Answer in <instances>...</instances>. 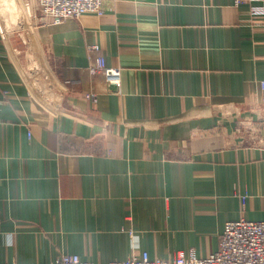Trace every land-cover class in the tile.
I'll return each instance as SVG.
<instances>
[{"label":"crops","instance_id":"1","mask_svg":"<svg viewBox=\"0 0 264 264\" xmlns=\"http://www.w3.org/2000/svg\"><path fill=\"white\" fill-rule=\"evenodd\" d=\"M261 82L247 3L104 0L54 24L0 0V264L208 257L226 222L264 221Z\"/></svg>","mask_w":264,"mask_h":264},{"label":"built area","instance_id":"2","mask_svg":"<svg viewBox=\"0 0 264 264\" xmlns=\"http://www.w3.org/2000/svg\"><path fill=\"white\" fill-rule=\"evenodd\" d=\"M234 3L236 6L250 4L251 15L264 18V0H234ZM35 5L40 16L54 24L80 19L85 14L101 16L104 13V0H35ZM92 49L100 50L97 45ZM90 70L92 73H104L111 86L119 87L121 84V69L109 67L102 56L97 58ZM261 85L264 89V82ZM88 97L93 103L97 102L94 94ZM246 200L247 196H243V204ZM53 264L94 263L82 261L78 255L64 254ZM110 264H264V221L241 219L226 222L219 249L208 257H199L194 249L182 250L177 256L167 259H152L144 252L140 257Z\"/></svg>","mask_w":264,"mask_h":264}]
</instances>
